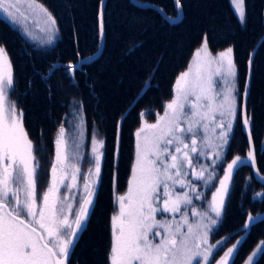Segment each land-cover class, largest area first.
<instances>
[{"label": "snow or ice", "instance_id": "obj_1", "mask_svg": "<svg viewBox=\"0 0 264 264\" xmlns=\"http://www.w3.org/2000/svg\"><path fill=\"white\" fill-rule=\"evenodd\" d=\"M97 4V37L102 41L105 0ZM134 4L157 12L166 23L182 22V0H173L174 15L151 0L145 4L134 0ZM230 6L238 23L245 26L246 0H230ZM0 12L21 25L30 38L34 37L25 22L36 25L48 44L58 33L56 16L38 0H0ZM208 41L202 34L187 70L174 82L163 114L157 113L155 123L142 120L135 132L127 188L116 195V210L110 218L108 264H235L245 235L261 218L247 213L244 235L237 230L240 239L231 246L228 236L211 242L213 232L223 224L238 168L250 165L259 179L264 180V175L257 168L253 117L247 110L248 84L242 91L236 86L234 48L213 54ZM259 43L264 46V37ZM75 51V61L51 65L42 78L47 80L62 70L75 85L77 71H83L81 64L96 58L95 54L83 57L79 48ZM251 66L252 54L249 78ZM156 70H150L141 91L153 86ZM14 91L13 64L0 44V264H69L98 196L105 140L93 133L90 152L82 151L86 121L81 104L71 107V127L60 123L47 187L38 192L43 174L37 156L41 149L24 127L23 110L10 101ZM238 119L248 149L244 156L236 154L229 161L227 151ZM118 155L119 135L114 157ZM82 162L89 165L86 171H82ZM260 198L264 192L254 193L253 199ZM258 253L264 254V241L258 242L243 264H254Z\"/></svg>", "mask_w": 264, "mask_h": 264}, {"label": "trees", "instance_id": "obj_2", "mask_svg": "<svg viewBox=\"0 0 264 264\" xmlns=\"http://www.w3.org/2000/svg\"><path fill=\"white\" fill-rule=\"evenodd\" d=\"M57 18L60 38L50 50H40L27 42L20 31L0 14V44L6 47L13 64L15 91L9 98L23 110L24 127L34 145L42 166L38 192L48 183L54 140L63 121L70 128L71 107L82 105L87 143L96 130L105 140L102 178L95 206L86 230L69 258V264H108L110 218L115 211V197L127 188L135 153V132L142 120L156 121L163 105L173 96L174 82L186 71L202 34L209 38L212 53L234 48L237 88L248 84L247 110L253 117L252 131L257 153V168L264 175V0H246L247 23L241 26L230 6V0H182L183 19L178 24L163 21L157 12L135 6L131 0H106L105 37L100 55L81 65L76 84L70 83L62 70L47 80L42 76L53 64L66 65L96 54L101 40L97 37V0H38ZM148 3L150 0H139ZM174 15L173 0H151ZM66 5L68 7H66ZM252 54L251 76L248 60ZM156 68L152 87L141 91L146 76ZM145 113L141 117V113ZM119 135V155L114 147ZM248 149L245 131L238 119L230 141L227 159ZM264 192V180L253 168L241 166L235 172L233 187L222 226L212 240L228 236V246L244 235L246 214L264 215V198L253 199ZM259 241H264V218L257 220L238 248L235 264H243ZM222 254V251L219 255ZM254 264H264V254Z\"/></svg>", "mask_w": 264, "mask_h": 264}, {"label": "rangeland", "instance_id": "obj_3", "mask_svg": "<svg viewBox=\"0 0 264 264\" xmlns=\"http://www.w3.org/2000/svg\"><path fill=\"white\" fill-rule=\"evenodd\" d=\"M24 11L25 12H29V10L27 9V8H25L24 9ZM0 14L4 17V18H6V20L9 22V23H11V25H13L15 28H17L19 31H20V33L22 34V36L25 38V40L27 41V42H29L30 44H32L34 47H36V48H38V49H40V50H50L52 47H54V45L57 43V41L59 40V38H60V34H59V32L56 34V37H55V39L53 40V42L51 43V44H48L47 42H46V40H47V37H46V35L44 34V33H42V32H40L39 30H38V28L36 27V25H34V24H32V23H28V22H25V24H26V27L28 28V30L29 31H31L32 32V34H33V37L34 38H30L29 36H27V35H25L24 34V29H23V27H21V25H19V24H13L8 18H7V16L6 15H4L2 12H0ZM29 16L31 17V13L29 12ZM32 19H34V18H32ZM214 54V53H213ZM193 58V57H192ZM192 60V59H191ZM191 62V61H190ZM236 86H237V78H236ZM10 101H12V100H10ZM14 102V101H13ZM75 106V105H74ZM74 106H72V107H74ZM71 119H72V116H71ZM70 119V120H71ZM155 123V122H154ZM236 124V123H235ZM71 127V126H70ZM234 127H235V125H234ZM93 133H95L96 134V136H97V138H101L100 136H99V134H98V132L96 131V130H94L93 131ZM92 133V134H93ZM92 137V136H91ZM102 139V138H101ZM90 141H91V138H90V140H89V143H87V138H86V130H84V140H83V148H82V151H84L85 153H88V152H90ZM89 165L86 163V162H82V171H86V169H87V167H88ZM220 175H222V172L220 173ZM208 195H209V197H210V193H208ZM197 203H200V202H197ZM115 210H116V204H115ZM214 233V232H213ZM212 236H213V234H212ZM211 242H215V241H213L212 240V237H211ZM256 249V248H255ZM254 249V250H255ZM253 250V251H254ZM223 254V253H222ZM221 254V255H222ZM260 255V253H258L257 254V257H255L254 258V263H255V261H256V259L258 258V256ZM217 259L219 258V256H217L216 257Z\"/></svg>", "mask_w": 264, "mask_h": 264}, {"label": "water", "instance_id": "obj_4", "mask_svg": "<svg viewBox=\"0 0 264 264\" xmlns=\"http://www.w3.org/2000/svg\"><path fill=\"white\" fill-rule=\"evenodd\" d=\"M131 2L134 4V0H131ZM105 3H106V0H105ZM139 3H141V2H139ZM141 4H145V3H141ZM135 5V4H134ZM141 8V7H140ZM147 9V8H146ZM102 47H103V40L101 41V43H100V48H99V52H97L95 55H96V58L100 55V53H101V50H102ZM95 58V59H96ZM84 63H88V62H83L82 64H84ZM81 64V65H82ZM261 218H264V215L261 217Z\"/></svg>", "mask_w": 264, "mask_h": 264}]
</instances>
